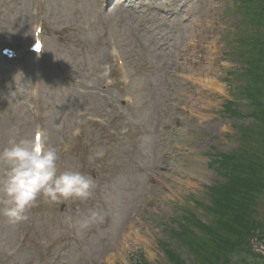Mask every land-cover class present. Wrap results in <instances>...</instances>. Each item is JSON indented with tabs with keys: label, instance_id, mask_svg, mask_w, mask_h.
I'll list each match as a JSON object with an SVG mask.
<instances>
[{
	"label": "rangeland",
	"instance_id": "obj_1",
	"mask_svg": "<svg viewBox=\"0 0 264 264\" xmlns=\"http://www.w3.org/2000/svg\"><path fill=\"white\" fill-rule=\"evenodd\" d=\"M248 3L0 0V46L23 53L0 56V150L39 126L61 170L96 184L86 201L41 198L26 221L0 214V264H200L186 239L206 241L196 225L215 224L220 156L256 125L244 93ZM92 212L102 220L82 229Z\"/></svg>",
	"mask_w": 264,
	"mask_h": 264
},
{
	"label": "trees",
	"instance_id": "obj_2",
	"mask_svg": "<svg viewBox=\"0 0 264 264\" xmlns=\"http://www.w3.org/2000/svg\"><path fill=\"white\" fill-rule=\"evenodd\" d=\"M242 8L250 11L246 28L252 30L244 52L248 56L244 93L253 107L249 117L256 125L239 129L243 145L220 156L218 166L226 182L213 196L215 224L212 228L196 225L206 241L197 244L194 238L186 239L200 264H264V255L251 246V240L264 233V217L253 219L264 195V0H249ZM259 242L264 247V239Z\"/></svg>",
	"mask_w": 264,
	"mask_h": 264
},
{
	"label": "clouds",
	"instance_id": "obj_3",
	"mask_svg": "<svg viewBox=\"0 0 264 264\" xmlns=\"http://www.w3.org/2000/svg\"><path fill=\"white\" fill-rule=\"evenodd\" d=\"M59 160L48 144L47 131L39 126L32 136L10 139L0 150V164L6 166L0 175V214L17 223L29 219L28 211L41 198L50 203L90 199L96 187L94 179L72 167L61 170ZM97 220H102L100 213L92 212L80 227L86 229Z\"/></svg>",
	"mask_w": 264,
	"mask_h": 264
},
{
	"label": "water",
	"instance_id": "obj_4",
	"mask_svg": "<svg viewBox=\"0 0 264 264\" xmlns=\"http://www.w3.org/2000/svg\"><path fill=\"white\" fill-rule=\"evenodd\" d=\"M262 252H264V250L261 249Z\"/></svg>",
	"mask_w": 264,
	"mask_h": 264
}]
</instances>
